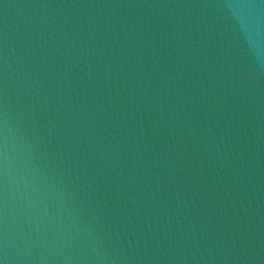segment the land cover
<instances>
[{
  "label": "water",
  "instance_id": "95a60500",
  "mask_svg": "<svg viewBox=\"0 0 264 264\" xmlns=\"http://www.w3.org/2000/svg\"><path fill=\"white\" fill-rule=\"evenodd\" d=\"M6 264H264V0H0Z\"/></svg>",
  "mask_w": 264,
  "mask_h": 264
},
{
  "label": "clouds",
  "instance_id": "9594fccd",
  "mask_svg": "<svg viewBox=\"0 0 264 264\" xmlns=\"http://www.w3.org/2000/svg\"><path fill=\"white\" fill-rule=\"evenodd\" d=\"M0 264H6V261L2 258H0Z\"/></svg>",
  "mask_w": 264,
  "mask_h": 264
}]
</instances>
